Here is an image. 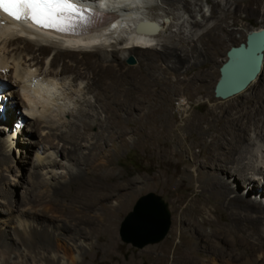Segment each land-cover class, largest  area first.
I'll use <instances>...</instances> for the list:
<instances>
[{
	"label": "bare ground",
	"instance_id": "6f19581e",
	"mask_svg": "<svg viewBox=\"0 0 264 264\" xmlns=\"http://www.w3.org/2000/svg\"><path fill=\"white\" fill-rule=\"evenodd\" d=\"M118 1L81 0L112 17L102 28L83 35H66L29 23H17L0 13L3 20L0 34L8 31L0 36V115L5 112L4 118L0 117V132L7 131L2 128L4 123L11 125L10 133L0 137V193L6 200L0 201V208L5 209L4 216L0 215V264H79L83 260L82 264H89L87 258L94 264H105L118 246V216L103 214L108 208L122 205L123 192V186H108L104 182L113 173L108 171L114 163L113 153L106 149L108 142L115 137L123 142L124 131L123 101L119 99L124 85L113 77V71L122 70L126 57L133 55L138 58L141 69L154 67L158 58H164L168 67L174 68L172 58L179 55L170 45L172 41L162 49L155 46L156 38L163 32V20L143 14L134 5L116 8ZM164 1L170 7L180 4L189 10L188 0ZM139 20L156 21L160 28L155 33H137L134 27ZM113 23L115 28L111 27ZM118 31L130 32L129 40H120L116 43L119 49L106 52L105 41ZM57 40L68 45L63 47ZM49 54H54L48 62L50 69L44 61ZM146 59L155 60L153 66L150 62L146 64ZM62 63L65 64L60 68ZM75 64L86 65L94 73L85 77L76 75L68 67ZM56 65L59 68L55 69ZM259 76L240 92L228 96L216 94L222 99L242 96ZM83 80L86 87L82 85ZM56 89L83 91L77 112L66 113L65 106L53 99ZM86 103L89 108H83ZM18 107L23 110L19 115ZM163 109L157 107L149 117L156 120L155 127L160 132L158 155L181 158L186 151L184 144L174 133L172 122L164 125ZM217 109L212 107L198 119L190 117L183 129L186 140L190 130L197 135L200 154H193L196 177L188 167L169 173L165 179L162 174L158 176L173 192L183 189L187 192L175 207L180 218L176 217L171 236L154 250H144V253H154L155 264H264V191L261 193L264 119L249 121L240 130H228L222 126L224 123L219 124ZM231 109L220 110L226 113ZM93 126L98 127L97 133L90 131ZM113 129L116 136L112 134ZM34 130L43 136L40 141L25 138L32 136ZM120 147L115 146V150ZM29 152L33 155L29 178L9 183L23 190L22 199L16 200L4 171L13 168L15 153L26 158ZM55 166L63 172L53 171ZM238 184L248 191L241 192ZM194 185L196 194L186 206L188 190ZM10 207H16V212ZM190 208L193 217L185 219ZM204 212L208 218L203 225L212 230L208 234L197 227V216ZM178 230L180 239L187 231L197 242L189 247L175 246ZM95 236L102 241L94 243ZM105 238H109V243L105 244ZM101 254L102 259L98 261Z\"/></svg>",
	"mask_w": 264,
	"mask_h": 264
},
{
	"label": "rangeland",
	"instance_id": "374dc122",
	"mask_svg": "<svg viewBox=\"0 0 264 264\" xmlns=\"http://www.w3.org/2000/svg\"><path fill=\"white\" fill-rule=\"evenodd\" d=\"M124 1L126 2L124 3ZM124 1L119 0L114 6L118 8L120 5L122 7H133L134 5L139 7L143 14L163 20V32L156 38L155 43L157 44L155 46L162 49L165 44L172 41L170 45L177 49L179 55L172 58L175 63L174 68H169V64L164 58H158L154 67L149 68L146 66L141 69L138 58L133 55L134 63L129 64L127 62L128 56L124 60L123 69L113 71V77L117 82L124 85L123 95L119 96L120 102L123 101V111L121 113L124 117V131L123 142L122 139L117 137L108 142L106 149L114 155V163L108 168V171L113 170L114 174L112 173V177L104 182L108 186L114 184L123 186V192L120 197L122 205H115L106 209L103 213L104 216L108 214L118 216L116 229L118 246L115 248L114 254L106 259L108 262L105 264H155L154 253H144V250L148 248L154 250L157 246L164 244L171 236L176 217L180 218L175 211V207L180 197L187 192L185 189L173 192V190L163 185V180L168 177L169 173L186 167L190 169V174L193 177L197 175L193 154L199 155L200 148L196 143L197 135L192 130H190L189 138L186 140L183 129L187 125L188 119L190 117L201 118L212 107L219 109H217L220 117L218 118L220 120L219 124L224 123L222 126L228 130L231 128L240 130L247 126V123L250 124L251 121L264 119V52L260 78L242 96L222 99L217 96L215 90L220 77V67L226 59L227 50L233 45L243 43L247 33L253 28L264 26V0H188L189 10H186L180 4L178 7H170L164 0ZM214 27H218V29H216L217 31L213 30V32ZM6 33L2 32L0 36ZM129 37L130 32L128 31L112 33L104 43L105 51L111 53L113 50L119 49V45L116 43L123 39L128 41ZM57 43L63 45V47L68 45V42L63 40H57ZM120 54L123 55L124 51H121ZM53 56L54 54H49L44 59L49 69L51 66L48 65V62L52 60ZM154 61L151 62L146 59L145 63L150 62V65L153 66ZM64 64L62 63V66L56 65L54 68L57 69L59 66L61 68ZM68 67L74 69L76 75L81 74L84 77L94 73V70L83 64L69 65ZM84 82L85 80H83L82 85L86 87L87 85ZM82 93V90L80 92L74 89H56L53 99L55 97L56 100H59V103L65 106L66 113L69 110L77 112L81 107L80 103L83 101L84 96ZM92 95L94 96V94ZM92 95L90 96L92 97ZM8 98L12 99L9 96ZM17 101L19 102L20 99ZM85 107H87V103L84 104L83 108ZM157 107H164V113L161 112L166 119L164 125L169 126V123L172 122L174 133L184 144L186 151L181 158L171 159L167 156L158 155L157 151L160 144L157 139L160 132L156 130V120L149 118L151 114L154 115L153 113H155ZM225 108L232 109L222 113L220 109ZM54 109H57V107L54 106ZM16 110L18 115L23 112L21 107ZM66 113L65 117L69 119L70 117ZM7 123L2 125V128H6L7 131L5 133L0 132L1 138L10 133L11 125H9V122ZM238 130L235 132H239ZM90 131L97 133L98 127L93 126ZM11 134L13 133L11 132ZM32 134V136L27 135L25 138L37 142L43 137L35 130ZM112 134L116 136L115 129L112 130ZM119 145L121 147L117 149L118 151L115 150V146ZM23 147L26 148L27 145H23ZM15 155L12 162L13 168H5L7 171H4V173L7 176L8 187L13 189V199L21 200L23 191L21 186H12L9 183L15 184L20 180L29 178L28 174H30L33 155L32 153L30 155V152L27 154L30 156L26 158H20L17 153ZM27 158L28 160H26ZM202 159H204L203 156ZM19 164L25 165V167H20ZM20 168H23V170ZM52 169L58 173L63 172V169L59 166ZM160 174L164 176V179L159 180L158 176ZM239 183L242 182L239 181ZM135 184L136 186H134ZM238 187L241 192L248 191L242 184L240 186L238 184ZM196 189L197 187L194 185L193 189L188 190L190 196L184 202L186 206L191 204V197L195 196ZM263 191L264 189L261 190V193ZM149 192L160 195L166 202L171 226H169V232L167 231L168 234L166 233L168 236L165 237V235V238L161 239L162 241L159 240L161 242L149 243L140 249L124 242L119 234V229L124 216L132 209L137 198ZM256 194L259 195V192ZM252 199L257 200L253 196ZM0 201L6 202L1 193ZM10 210L16 212L17 208L10 207ZM4 213L5 209L0 208V215L4 216ZM192 217L193 212L190 208L186 218H184L191 220ZM207 218L205 212L197 216V227L206 234L212 232L208 225H203ZM180 233L181 231L178 230L174 241L175 246L186 244L185 246L189 247L193 242H197L194 236L187 231L180 239ZM99 241L102 240L97 236L93 238L94 243ZM107 243H109V238H105V244ZM194 247L197 248V245ZM198 250L200 253L203 252L201 249ZM237 254L238 252H236ZM101 257L102 254L99 255L97 260L100 261ZM86 261L89 264H94L91 258H87ZM80 262L79 264H82L84 260Z\"/></svg>",
	"mask_w": 264,
	"mask_h": 264
},
{
	"label": "water",
	"instance_id": "95a60500",
	"mask_svg": "<svg viewBox=\"0 0 264 264\" xmlns=\"http://www.w3.org/2000/svg\"><path fill=\"white\" fill-rule=\"evenodd\" d=\"M159 28L156 21L139 20L134 29L137 33H155ZM263 52L264 26H261L253 28L243 43L227 50L226 59L220 67L216 92L221 96H228L249 86L261 73ZM134 61L132 56L127 59L129 64ZM169 226L170 214L166 202L160 195L149 192L139 196L132 209L124 216L119 234L124 242L139 248L161 240Z\"/></svg>",
	"mask_w": 264,
	"mask_h": 264
},
{
	"label": "snow or ice",
	"instance_id": "6c2138e0",
	"mask_svg": "<svg viewBox=\"0 0 264 264\" xmlns=\"http://www.w3.org/2000/svg\"><path fill=\"white\" fill-rule=\"evenodd\" d=\"M0 13L17 23L66 35H81L103 17V13L84 6L81 0H0Z\"/></svg>",
	"mask_w": 264,
	"mask_h": 264
}]
</instances>
